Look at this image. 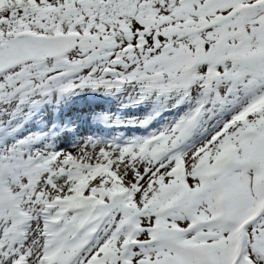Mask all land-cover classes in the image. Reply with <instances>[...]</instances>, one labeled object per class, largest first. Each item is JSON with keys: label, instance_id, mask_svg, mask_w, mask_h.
Returning a JSON list of instances; mask_svg holds the SVG:
<instances>
[{"label": "snow or ice", "instance_id": "6c2138e0", "mask_svg": "<svg viewBox=\"0 0 264 264\" xmlns=\"http://www.w3.org/2000/svg\"><path fill=\"white\" fill-rule=\"evenodd\" d=\"M84 88L191 106L75 151L8 128ZM0 264H264V0H0Z\"/></svg>", "mask_w": 264, "mask_h": 264}, {"label": "rangeland", "instance_id": "374dc122", "mask_svg": "<svg viewBox=\"0 0 264 264\" xmlns=\"http://www.w3.org/2000/svg\"><path fill=\"white\" fill-rule=\"evenodd\" d=\"M97 90H100V88H97ZM72 91L75 100L68 98L70 97L68 93H66L67 96L65 93L56 94L57 100L59 101L62 99V95H64L67 100H71V103H67L61 113L56 114L62 117H57V119H55L57 123H55V121L51 123V115L54 113L52 105L49 103L52 97H54L55 92H53L50 96L43 98V100L48 99L44 108L40 107V104H36L37 110L32 112L33 115L30 117L17 116L15 118L16 123L10 122L8 128L11 129L16 136L25 137L31 135L36 137L39 142L50 145L51 149L54 151H75L80 147H88L92 141H95L97 145L109 143L106 141L107 137L121 130L122 131L118 133L125 138V143L123 144L135 138L146 137L152 132L158 131L165 125L172 123L175 118L191 106V102L187 99L177 103L179 101V96H173L168 99L161 98L160 100L147 98L143 101L136 102V98L131 94V90L129 88H123L117 91L115 95H120L123 100L129 97L128 104L120 106L119 110L116 109L115 112H109L110 116H112L110 118L99 119V116H95L96 120L94 123L97 124L98 127L107 126L106 129H100V132H95L93 131L94 128L91 126V122L84 121V115H86V113L84 114L77 108L79 105H77L79 102L78 99L84 98L87 100L89 99L91 102L93 101L91 92L94 90L84 88ZM110 92L111 91L106 94V98L110 96L112 99L113 95H110ZM76 93L79 94L75 95ZM78 96L82 97L78 98ZM106 98L104 97L102 100H106ZM25 111L26 110H24V112ZM89 115L94 116L97 115V113H89ZM115 117H118L117 120L113 121L111 124L112 121L110 119ZM149 117L151 119H148ZM146 119H148V123L142 125L140 122ZM38 124H42L41 127H38ZM105 131L107 132L105 133ZM46 135H48V137ZM94 151L95 148H90L87 152L89 155L87 156H91ZM77 154H79V151Z\"/></svg>", "mask_w": 264, "mask_h": 264}, {"label": "bare ground", "instance_id": "6f19581e", "mask_svg": "<svg viewBox=\"0 0 264 264\" xmlns=\"http://www.w3.org/2000/svg\"><path fill=\"white\" fill-rule=\"evenodd\" d=\"M95 90H97V89H95ZM98 91H99V93L100 92H105L103 89H100ZM72 92L73 91L66 92V93H68L70 95V97H68V98H72V99L75 100V98L72 95L73 94ZM66 93H65V95L67 96ZM56 94H58V92L57 93L55 92L54 97H52V100H50V103H49V104L52 105L53 113H54L53 115H51V123H54L53 120L56 119L57 117L58 118H62L60 116H57L56 114L57 113L58 114L61 113L62 110H64L63 108L66 107L67 103H71V100H67V98L64 95H62V99L60 101L57 100ZM78 94L79 93H76L75 95H78ZM81 97L82 96H78V98H81ZM47 101H48V99H44L43 101H41L40 103H37V104H40V107L44 108L46 106V104H47ZM78 101L79 102L77 103V105L78 104L79 105H78L77 108L80 111H82L84 114L86 113V115H84V121L91 122V126L94 128L93 131L98 132V131H100V129L101 130L104 129V127L103 126H99L98 127L97 124L94 123V121L96 120L95 116L96 117L99 116V119L110 118L111 116H110L109 112H112V111L115 112L116 109L119 110L120 106H123L125 104L127 105L128 102H129V97H126V99L124 98V100H123L120 95H116V96H114L113 100H111V101L106 100L105 102H100L98 105H96L95 103H91V101L89 99L87 100V99L82 98L80 100L78 99ZM59 107H60V109H59ZM24 110H26V111L24 112ZM36 110H37L36 104L35 105H31V106L25 105L22 108L21 111H19L18 113L15 114L14 118L11 120V123H16L15 118L17 116L21 115V116H29L30 117L31 115H33L32 112H35ZM120 110H121V108H120ZM89 113H97V115L93 116V115H89ZM128 113H127V115H128ZM117 118L115 117L112 120L116 121ZM41 125L42 124H38V127H41ZM46 136L48 137V135H46ZM92 143H93V141L91 142V144ZM94 143H96V142L94 141ZM85 155H89V154L86 153Z\"/></svg>", "mask_w": 264, "mask_h": 264}]
</instances>
